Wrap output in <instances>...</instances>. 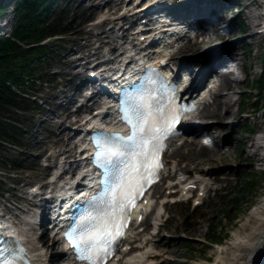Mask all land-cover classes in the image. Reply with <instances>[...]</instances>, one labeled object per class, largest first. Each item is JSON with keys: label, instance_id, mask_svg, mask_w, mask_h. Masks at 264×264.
Masks as SVG:
<instances>
[{"label": "rangeland", "instance_id": "obj_1", "mask_svg": "<svg viewBox=\"0 0 264 264\" xmlns=\"http://www.w3.org/2000/svg\"><path fill=\"white\" fill-rule=\"evenodd\" d=\"M106 1L59 0L57 4L63 11L60 13V17L65 18L66 22L71 20L70 26L73 29L66 34L49 38L50 41H54V52L43 65L46 73H49V76L44 78L48 82L44 84H41V81L38 82L36 97L42 105L43 111L32 109L28 112H21L19 118L24 129V138L20 140L22 145L18 147L5 145L6 149L0 152V209L4 213L7 212L8 215L14 216V219L20 224L22 221L16 215L18 212L15 209L16 203L23 206L28 201L26 197L28 189L36 183H48L56 170L55 167H52L49 175H42L45 166L57 163L55 154L60 148L55 144L56 133L59 132L60 126L51 121L54 118L61 120L58 115L67 109V112L74 111L77 97L82 96L86 87L84 80L88 76V70H85L84 62L94 57L91 55L92 52L99 51L102 53L103 50L106 52L109 47L114 46L119 34H122V30L118 26L111 29L113 30L111 35H114L116 40L111 36H105L107 33L100 32L116 24L115 20L119 21V25L125 24L128 19L122 16L127 14L126 10L131 7L134 0L126 5L127 8H124L126 1L114 0L113 8L118 10L113 14L107 12V6H102L105 5ZM194 1L164 0V3L170 6L168 10L172 9L176 12L183 9L181 7L184 4ZM214 1H216V10H224L222 16L225 24L222 26V24H216L212 21L210 24L204 22L206 27H210L209 29H202H205L203 38L206 42L204 46L191 51L188 47L191 41L199 40L202 37L195 38L186 41L181 48L179 47L175 55L178 59L194 58L193 62H188L187 65L188 68L192 69L190 72L196 74L200 69H203V62H208L209 55L214 52L216 47L227 43L232 44L233 47L230 50L224 49L223 52L228 57L236 56V60L233 63H228V67L223 63L221 66L224 67L220 66V73L229 67L238 69L239 75L238 72L236 74L235 70L234 76H237L239 80L233 78L230 73L228 83L223 82V85L218 86L220 94L229 96L232 102L230 105L232 113L230 117H224L226 121L221 123L225 124L226 128L216 131L215 134L222 139L220 145L222 150H224L223 140L226 136L232 135L235 140L230 144L227 154L219 157L218 161L210 159L209 153L205 152L200 154L198 159L195 158L187 164L182 157L185 155V159L190 158L191 150L184 145L172 153L170 164L173 168L178 166L186 168L192 175L195 171L202 172L205 170L206 177L212 183H210L211 188L199 207L194 208L190 202L167 203L165 206L166 213L160 220L164 223L159 228L162 235L156 236L154 241L148 244L144 240L151 238L157 229L154 228L155 221L151 215L145 220L149 228L146 231H141L140 242L142 247L145 245V249L150 248L153 250L152 252L159 254L157 260L160 261V264H207L209 261H214L220 253L219 246L228 242L234 231L239 228L242 229L249 211L264 195V161L253 155L250 145L254 135L246 130L247 127L264 129V115H262L264 112V91L259 95L258 104H262L261 109L259 108L260 110L254 113L256 106L259 105L254 103V96L257 92L250 83V79L256 77L260 72L262 63H264V36L259 32L254 37L251 36L252 32L260 27L264 19L262 13L264 3L260 0L259 4L256 2L257 0L252 2L251 0H226V3L221 4V2H217L220 0H206L204 4H211ZM219 4H221L220 7H218ZM4 5L6 4L4 3ZM12 7L13 5L9 6V9ZM1 10L2 13H5L7 6H3ZM14 14L12 13V15ZM241 19H244L247 25L244 32L239 29V20ZM215 31L222 32L221 36L214 37ZM209 39L211 42H208ZM187 47L188 49H186ZM86 54L89 56L84 57ZM215 67H212L209 72H212ZM52 75L53 77H51ZM245 94L248 103L241 109L238 104ZM211 98L214 106L218 100L214 95ZM95 107L96 104L93 109H96ZM225 108L222 103L219 104L220 114L225 112ZM211 119L207 118L209 122H212ZM64 120L68 134L76 127H80L74 126L75 124L70 118L65 117ZM186 138L187 141L191 139ZM75 140L77 141V138ZM77 147L78 145L74 151L77 150ZM49 155L51 160L46 161L45 158ZM251 173L255 175L254 186L244 192L240 204H233L224 195L225 191L228 190L232 193L241 183L242 177L245 174L252 175ZM169 182L167 179L159 184L160 188H156L157 186L156 189L154 188L152 196L155 203L157 201L162 203L164 195H168L166 184ZM226 207L228 209L224 210ZM33 212L34 210L31 211V214ZM18 213L23 216L26 214V212ZM213 220H216L217 231L223 235V239L217 243L210 241L209 224ZM24 227L27 228L28 226L24 225ZM43 229V226H37L36 229L27 228L30 245L35 249L43 243L42 241L39 243ZM138 230L141 228L136 229V231ZM246 230L249 231L248 225ZM49 237L50 235L46 233V238L49 239ZM156 241L158 243H155ZM55 248L60 250L62 244H56ZM55 248L48 249L49 264H64L60 257L54 255L56 253ZM141 248L138 247L136 250ZM150 259L146 264L152 262Z\"/></svg>", "mask_w": 264, "mask_h": 264}, {"label": "bare ground", "instance_id": "obj_2", "mask_svg": "<svg viewBox=\"0 0 264 264\" xmlns=\"http://www.w3.org/2000/svg\"><path fill=\"white\" fill-rule=\"evenodd\" d=\"M123 1L124 0H120V2H123ZM126 1L130 3L131 0H126ZM205 1L195 0L193 3L188 2L184 4L181 8L190 9V11L193 12L194 16L199 17L200 19L204 17L213 19L214 18L213 15H215L217 11L218 15H217V18L214 19L213 23L222 24L223 26V24H225L223 21V16H222L224 14V10H221V9H220L221 11L216 10L217 9L215 5L216 1H214L211 4H207V3L204 4ZM217 2H221V4H223V3H226V0H220ZM256 2L259 4V0H257ZM128 3H126L125 5H128ZM104 4L105 5H102V6H107V12L110 14H113L118 10L116 8H113L114 0H107ZM221 4H219L218 7H220ZM11 5L15 7V1H13ZM188 5H191V6H188ZM3 6H6V5H4L3 3ZM185 13H189V12L185 11ZM2 15H7V16L11 15L12 17H14V15H12L11 11L8 8L5 13H2V10H1V16ZM123 17H126V15H124ZM115 23L119 24V21L115 20ZM112 27L107 30H102L100 33H107L105 36H111L112 38H114V40H116V37L114 35H111L113 33V30H111L113 29ZM0 32H2V28L0 29ZM221 34L222 32L215 31L214 37H220ZM255 35L256 33H253L251 36L254 37ZM205 42H206L205 39L195 40L191 42L188 45V47L191 51H195L199 47L204 46ZM208 42H211V41L208 40ZM139 43H143V42L139 41ZM174 46L175 44L171 45L169 48H172ZM188 47L186 49H188ZM232 47H233L232 44L230 45L229 43L216 47L214 52H212L211 55H209L208 62H205V61L203 62L204 69L201 71L199 70L197 74L195 75L194 84L200 82L203 79V77L208 74V71L212 67L216 66L217 64L221 65L227 62L228 56L225 55L223 50L224 49L230 50ZM110 48H112V50L118 49L116 44H114V46ZM230 57L232 58V60L236 59V56L232 55ZM193 59L194 58L192 57L190 58L187 57L182 60L183 62L187 61L189 63H192ZM190 69L191 68L187 69L186 74H190L189 72ZM230 73L232 72L230 71L229 68H227L224 72V75H225L224 82L225 83H228V77H226V75ZM99 87H100V84H99ZM213 93L218 100L217 104L213 106V105L207 104V102L204 103L202 106L203 108L202 109L199 108V110H197L188 119L189 122L186 126L187 127L186 136L191 138L190 141H186V139L181 137V140L183 141V145L185 147L188 146L189 149L191 150L190 158L185 159L184 158L185 155H183L182 157V159H184L187 162V164L191 163V161H193V159L195 158L198 159L199 158L198 156L205 152L209 153L210 159H212L213 161H218L219 157H222L227 154V152L230 149V144L233 143L235 140L232 135L226 136L225 139L223 140L224 150H222L220 146L222 139L217 137L215 132L220 129L223 130L226 128V125L221 124V123H224L226 121L224 117L231 116L232 112L230 109V105L232 102L229 99V96L227 94H224V95L220 94V91L218 88L214 89ZM221 103L224 107H226L225 112L223 114H220L219 112V104ZM67 111L68 109L58 115V117L61 118V120H55L56 118H54L51 121L52 123L59 124L60 126L59 132L56 133V142H55V144L60 147L59 150L56 151L55 156L62 157L60 161H57V163L54 164L55 168H58V169L62 167V165L58 167V164H62L61 161L64 158H69L73 156L72 154L74 152V148L78 144L75 139H76L77 134H79V132L81 131V129L79 131H77L76 129L75 130L73 129L74 131L71 130L70 134H68L67 126H65L64 118L65 117L70 118L72 122H75V123L80 122L82 121V118H83L82 117L83 110L77 109L76 111H73V112H67ZM96 115H94L93 117H95ZM207 118H212L211 119L212 122H209ZM83 125L85 128L88 124L84 123ZM256 143L257 141L253 138L252 144L250 145V149L253 150L254 156H258L261 160H264V154H262L258 150V146ZM136 158H139V155H137ZM68 163L69 161H66V163L63 165V168ZM199 163H202V162L199 161ZM45 167L46 168H43L42 175H49L52 170V166L49 165ZM68 168H70V166ZM202 173L207 174L205 170H203ZM201 179L202 178L199 177L196 183H198ZM204 183L207 186L208 180L204 179ZM50 184L52 185L51 181H49L48 183L45 182L37 188L43 190L47 187V185H50ZM157 188H160V186ZM167 188L169 189L170 187H167ZM46 193L47 192H42L40 195H43ZM151 197H150V200H151ZM165 205L166 203L163 204V206ZM47 206H49V200H47L46 198H42L41 207L43 209H46ZM159 207H160V204L157 201L151 206L150 208L151 210L149 213L153 214V212L154 213L157 212ZM31 216L34 217V214ZM29 220L31 219H28L27 217H23L24 222L28 223ZM247 225L249 226V231L246 230ZM132 233H133V230L131 231L130 237H132ZM160 235H162L160 233V230L154 231L153 236L149 239H145L144 241L146 244H148L149 242L154 241L156 236H160ZM45 238H46V233L42 232L41 237H39V243H41V241L43 243L41 244L39 248L34 250L33 253H34V256L40 262L44 261L45 263L48 264L49 263V250L48 249L51 247L55 248L56 244H59L60 241H59V238H52V239L50 238L45 239ZM155 243H158V241H156ZM139 246L140 248L142 247L141 242ZM64 249H65L64 247L61 250H58V248L57 249L55 248L54 250H56V253L54 255L56 257H60L63 263L70 264L66 260L67 256H66ZM152 251L153 250H151L150 248L145 249V245H143V247L140 250L134 251V253L127 254L128 257H126L125 261L128 264H146V262L150 259V257L155 254ZM219 251L220 253L216 256L215 260L209 261L207 264H264V195L261 198V200L257 202L249 211L245 219V222L242 226V229L239 228L236 231H234L229 241L219 246ZM111 264H123V263L121 262V260L114 259Z\"/></svg>", "mask_w": 264, "mask_h": 264}, {"label": "trees", "instance_id": "obj_3", "mask_svg": "<svg viewBox=\"0 0 264 264\" xmlns=\"http://www.w3.org/2000/svg\"><path fill=\"white\" fill-rule=\"evenodd\" d=\"M14 1L16 23L12 35L0 37V152L6 149V144L22 145L20 140L24 138V130L19 113L36 108L42 109L41 104L33 96L39 86L38 79L49 76L43 65L54 52V41L42 42L73 29L70 26L71 20L66 22L65 18L60 17L63 11L57 5L59 0ZM2 7L3 0H0V16ZM240 26L245 27L243 19L240 20ZM250 83L259 90L263 89L264 63L260 76L251 78ZM244 105L245 101L242 103V106ZM254 184L255 175L245 174L238 187L232 193L227 192L226 196L233 204L238 205L244 192ZM216 228V220H213L209 224L210 240L221 241L223 235Z\"/></svg>", "mask_w": 264, "mask_h": 264}]
</instances>
